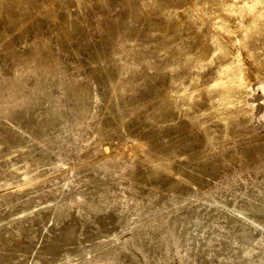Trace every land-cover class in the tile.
<instances>
[{
	"label": "rangeland",
	"instance_id": "obj_1",
	"mask_svg": "<svg viewBox=\"0 0 264 264\" xmlns=\"http://www.w3.org/2000/svg\"><path fill=\"white\" fill-rule=\"evenodd\" d=\"M54 55L91 78L100 93L92 122L109 134L101 137L103 155L125 149L131 157V143L140 146L133 161L139 196L131 201L119 184L96 189L93 198L101 163L84 167L96 135L81 157H65L53 143L54 126L50 144H38L34 137L13 139L20 131L0 117V181L8 179L0 185V264H36L40 254L42 264L52 252L63 261L65 250L80 264H93L102 240L114 247L125 233L145 228L163 199L175 200L163 208L175 215L195 209L194 193H225L234 201L231 187L248 185L250 194L259 187L264 195V0H0V77L34 74L37 60L47 64ZM37 107L31 118L43 125L48 102ZM74 199L86 206L81 233L63 248H44L54 212ZM122 217L130 225L109 236ZM97 223L104 225L100 239H94ZM229 223L210 246L194 240L197 252L212 250L208 259L214 255L217 263L238 261V248L219 252L226 235L241 228ZM82 244L93 249L87 256Z\"/></svg>",
	"mask_w": 264,
	"mask_h": 264
},
{
	"label": "bare ground",
	"instance_id": "obj_2",
	"mask_svg": "<svg viewBox=\"0 0 264 264\" xmlns=\"http://www.w3.org/2000/svg\"><path fill=\"white\" fill-rule=\"evenodd\" d=\"M4 66L8 67L7 64ZM75 67V65H69L63 62L59 56L54 55L47 64L43 59L37 60L33 68L34 74L28 72L22 75L18 74L15 77L11 75L8 78H6L7 75L3 78L0 77V117L3 120H8L6 122L10 120L11 123H6V127L7 124L14 125L20 131L18 132L19 136L16 133L13 134V139L26 142L32 141V137H34V140L38 139V144L40 142L50 144L48 129L51 130V127L54 126L55 132L52 136L56 137V142H52L61 149L59 154L65 157L71 156L72 153V155L81 157L78 154H82L83 145L96 135V137L94 136L95 140L89 142L91 144L88 143L91 148L88 151L91 162L87 165L83 162L84 168H91L99 162L101 163L98 165L100 172L97 173L100 180L93 187V198L96 189L99 191L101 188L105 191L110 185L122 184L127 187L128 196L132 201L139 196L134 185L136 180L133 177V161L141 151L140 146L136 142L131 143V146L136 150L131 157L126 155L125 149L115 151V153L112 149L110 154L103 155L102 145L106 141L101 137L103 134L107 136L109 134L105 133L99 125H95L97 122L96 114L92 108L94 103L101 101L100 93L97 92L96 85L91 78L81 75ZM43 102H48L49 107H46L47 115L42 116L43 125L41 122L38 125L35 124V119L31 117L34 116L39 103ZM18 106H23L25 110H20L17 113L16 108ZM30 109L33 110L29 112ZM67 114L72 119L66 117ZM93 119H95L93 121L95 123L92 122ZM109 147L105 152L110 151L109 149L112 147ZM56 170L57 172L60 170L57 174L58 177L64 179V174H62L61 169L57 168V165L54 171ZM262 170L264 171V169ZM65 181L67 182V180ZM7 183L8 179L5 178L0 181L2 186H6ZM231 190L233 195L230 196L236 198L234 201H229L225 193H194L200 203L195 206L192 212L187 214L184 211H179L175 215H170V211L163 210L165 207H171L175 202L174 199H163L157 204L154 203L153 210L149 213L154 219L149 220L143 229L133 228V231L130 230L125 233V237L121 238L122 241L114 247L109 240H102V243L96 245V248L104 247L100 254H96L91 259L93 264H120L126 258H129L126 264H248V260L250 264H264V240L258 239L257 241L258 235L264 234V195L261 196L263 191L256 187L250 194L248 185L231 187ZM227 191L230 190L227 189ZM62 192L63 194L66 193L65 189ZM99 194L100 199L108 197V194L102 191ZM11 195L16 197V194ZM77 195L81 196V192H77ZM238 198L245 203L240 205ZM10 199L11 197H9L8 202L12 203ZM256 206H258L257 211H254ZM85 208L84 201L80 202L75 199L69 204H62L56 210L57 212H54L53 229H49L50 237L47 243L43 242L44 248L51 246L54 249L63 248L65 241L79 235L85 222V219L80 215H83ZM210 209H213L212 213H209ZM74 210L78 211V215L74 214ZM260 215H262L263 220L259 219ZM219 216L221 217L218 218ZM220 219L223 221L221 222ZM123 221V217L116 219L117 227L109 232V236H115L118 228L121 227L124 230V227L130 225L127 221L126 223ZM228 223L232 225L231 229L236 226V223H239L241 228L236 229L234 233L230 231L231 234L226 235V245L219 252L234 253V250L237 251L238 248V256L240 257L238 261L228 258L229 260L217 263L214 260L216 257L214 255L208 259L212 250L205 252L206 254L197 252L201 251L200 243L197 242L198 246H195L194 240L201 237L209 243L211 240L222 237V230L227 229L224 224L228 225ZM97 224H101V227L97 229L96 235L98 236H95L94 239H100L102 226H104L102 223ZM206 232L210 234L209 237H206ZM49 241L51 242L49 243ZM253 241L256 244H252ZM234 245L238 246L235 247ZM207 246H210V243ZM86 248L87 246L83 244L79 248L82 254H86L85 256L93 250L91 247L86 251ZM243 251L247 255L253 253L254 256L248 259L242 255ZM48 255L50 257L45 256L47 258L42 264H80L74 258L73 253L66 250L63 261L55 260L53 252ZM41 258V254L37 256L38 264L41 262ZM87 259L89 260V257Z\"/></svg>",
	"mask_w": 264,
	"mask_h": 264
}]
</instances>
